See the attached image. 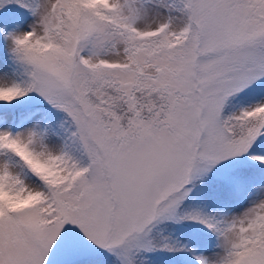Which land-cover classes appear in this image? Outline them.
Segmentation results:
<instances>
[{"label": "snow or ice", "instance_id": "snow-or-ice-1", "mask_svg": "<svg viewBox=\"0 0 264 264\" xmlns=\"http://www.w3.org/2000/svg\"><path fill=\"white\" fill-rule=\"evenodd\" d=\"M0 264H264V0H0Z\"/></svg>", "mask_w": 264, "mask_h": 264}]
</instances>
